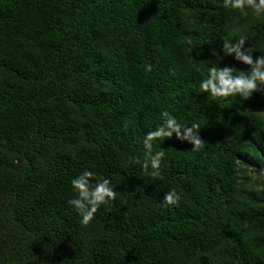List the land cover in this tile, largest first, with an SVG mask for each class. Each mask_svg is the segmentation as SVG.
<instances>
[{
	"label": "trees",
	"instance_id": "1",
	"mask_svg": "<svg viewBox=\"0 0 264 264\" xmlns=\"http://www.w3.org/2000/svg\"><path fill=\"white\" fill-rule=\"evenodd\" d=\"M228 33L264 54V18L224 0H0V264H264V93L198 88L247 69ZM165 109L203 144L155 141L154 177L142 141ZM86 169L118 196L83 226Z\"/></svg>",
	"mask_w": 264,
	"mask_h": 264
},
{
	"label": "clouds",
	"instance_id": "2",
	"mask_svg": "<svg viewBox=\"0 0 264 264\" xmlns=\"http://www.w3.org/2000/svg\"><path fill=\"white\" fill-rule=\"evenodd\" d=\"M225 7L239 11L243 16L251 13L257 19L264 18V0H224ZM232 33H228V39L222 43V52L226 56L232 57L236 62L248 66L245 71L235 73L234 69L228 65L224 67H210L207 75L199 82L198 88L202 93H207L212 98H228L239 96L249 98L253 93H264V54L254 56L253 48L245 46L246 35L241 33L238 38L231 39ZM158 126L149 130L143 137V148L146 159L141 167L145 170L151 169V175L159 176L161 160L164 158L163 151L153 153V144L159 139L175 138L181 142H188L192 145V150L197 151L202 147V140L199 136L201 129L198 123L190 126L179 122L175 115L168 110L160 112ZM95 173L84 170L79 175L71 179V189L74 193L72 199L67 203L78 215L79 222L87 226L94 217L97 210L118 196L114 192V186L108 178L99 177L93 184ZM180 195L171 189L162 197L161 203L166 206L177 204Z\"/></svg>",
	"mask_w": 264,
	"mask_h": 264
},
{
	"label": "rangeland",
	"instance_id": "3",
	"mask_svg": "<svg viewBox=\"0 0 264 264\" xmlns=\"http://www.w3.org/2000/svg\"><path fill=\"white\" fill-rule=\"evenodd\" d=\"M250 175H252V174H250ZM258 181V187H262V185H261V183L259 182L260 180H257ZM262 182V181H261Z\"/></svg>",
	"mask_w": 264,
	"mask_h": 264
}]
</instances>
